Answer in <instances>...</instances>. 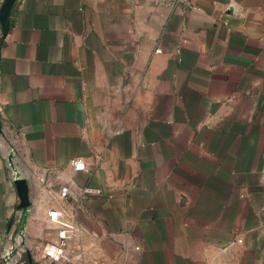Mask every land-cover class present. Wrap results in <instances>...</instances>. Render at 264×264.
Returning a JSON list of instances; mask_svg holds the SVG:
<instances>
[{
    "label": "crops",
    "instance_id": "obj_1",
    "mask_svg": "<svg viewBox=\"0 0 264 264\" xmlns=\"http://www.w3.org/2000/svg\"><path fill=\"white\" fill-rule=\"evenodd\" d=\"M4 2L0 264H264V0Z\"/></svg>",
    "mask_w": 264,
    "mask_h": 264
},
{
    "label": "built area",
    "instance_id": "obj_2",
    "mask_svg": "<svg viewBox=\"0 0 264 264\" xmlns=\"http://www.w3.org/2000/svg\"><path fill=\"white\" fill-rule=\"evenodd\" d=\"M5 135L4 126L2 123V130H0V135ZM8 160L10 161V166L13 169V163L16 170L20 171L14 160V150H12L8 155ZM74 168L76 170L86 169V165L83 160L77 159L73 162ZM15 176V172H14ZM81 196L86 197L87 195L99 194V189H93L90 187H85L81 190ZM70 193L69 188L65 187L61 190L62 196H68ZM49 215L54 219L57 228V239L56 240H45L36 245V251L41 255V261L38 264H73V259L67 251L68 242L74 236V227L65 224L62 221V213L58 210H51ZM13 250L3 251V259L5 264H20L19 259H14L12 257ZM28 264H33V261H29ZM100 264H105L101 262Z\"/></svg>",
    "mask_w": 264,
    "mask_h": 264
},
{
    "label": "water",
    "instance_id": "obj_3",
    "mask_svg": "<svg viewBox=\"0 0 264 264\" xmlns=\"http://www.w3.org/2000/svg\"><path fill=\"white\" fill-rule=\"evenodd\" d=\"M14 0H5L4 2V6L2 8V15H1V20H2V23L4 25V32L6 31L7 27H8V23H9V14H10V10H11V7H12V3H13ZM0 44H1V40H0ZM0 130H2V122L0 120ZM26 180V179H25ZM26 184H27V181H25ZM19 189L21 190V197H22V201H21V204H20V207L24 210V209H27L29 203H28V197L26 199V196L22 193V187L19 183V181L17 180L16 181ZM27 187H28V184H27ZM31 261V260H30Z\"/></svg>",
    "mask_w": 264,
    "mask_h": 264
},
{
    "label": "bare ground",
    "instance_id": "obj_4",
    "mask_svg": "<svg viewBox=\"0 0 264 264\" xmlns=\"http://www.w3.org/2000/svg\"><path fill=\"white\" fill-rule=\"evenodd\" d=\"M25 181L26 180L24 178H21V183H22V187H23V194L26 196V199H27L29 192H28V187H27V184Z\"/></svg>",
    "mask_w": 264,
    "mask_h": 264
},
{
    "label": "rangeland",
    "instance_id": "obj_5",
    "mask_svg": "<svg viewBox=\"0 0 264 264\" xmlns=\"http://www.w3.org/2000/svg\"><path fill=\"white\" fill-rule=\"evenodd\" d=\"M14 160H15V159H14ZM11 169H12V168H11ZM12 171H13V170H12ZM19 172L21 173V171H19ZM21 174H22V173H21ZM28 192H29V186H28ZM29 207H30V205H28L27 209H24V212L27 211V212L29 213V212H30V208H29Z\"/></svg>",
    "mask_w": 264,
    "mask_h": 264
}]
</instances>
